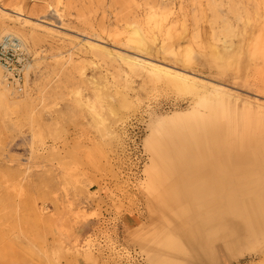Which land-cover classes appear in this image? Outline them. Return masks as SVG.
I'll list each match as a JSON object with an SVG mask.
<instances>
[{
	"label": "rangeland",
	"instance_id": "1",
	"mask_svg": "<svg viewBox=\"0 0 264 264\" xmlns=\"http://www.w3.org/2000/svg\"><path fill=\"white\" fill-rule=\"evenodd\" d=\"M4 27L31 66L7 79L13 99L0 103V264H155L164 240L186 254L176 264H200L161 212L165 187L144 182L148 124L190 114L194 97L121 57L193 72L255 114L264 0H0V38ZM217 250L216 264H264V234Z\"/></svg>",
	"mask_w": 264,
	"mask_h": 264
},
{
	"label": "bare ground",
	"instance_id": "2",
	"mask_svg": "<svg viewBox=\"0 0 264 264\" xmlns=\"http://www.w3.org/2000/svg\"><path fill=\"white\" fill-rule=\"evenodd\" d=\"M12 32L8 27L2 29L4 35ZM258 43L263 50L260 40ZM89 48L101 57L111 56L101 46ZM121 60L129 71L161 80L194 97L190 114L168 126L163 120L150 122L144 140L150 155L144 182L148 189L159 184L165 187L158 197L161 212L170 214V222L166 219L169 225H179L192 258L216 264L217 248L230 255L263 235L264 107H258L255 114L249 108L240 112L226 88L211 86L210 80L193 72L136 58ZM30 66L25 64L23 75ZM8 78L0 66V103L13 99L14 91L5 84ZM64 225L68 227L69 221ZM216 242H221V248H215ZM150 251L155 264H176L186 256L181 245L172 240L157 242Z\"/></svg>",
	"mask_w": 264,
	"mask_h": 264
},
{
	"label": "built area",
	"instance_id": "3",
	"mask_svg": "<svg viewBox=\"0 0 264 264\" xmlns=\"http://www.w3.org/2000/svg\"><path fill=\"white\" fill-rule=\"evenodd\" d=\"M0 65L10 79H22L25 59L21 43L13 35L5 34L0 38Z\"/></svg>",
	"mask_w": 264,
	"mask_h": 264
},
{
	"label": "crops",
	"instance_id": "4",
	"mask_svg": "<svg viewBox=\"0 0 264 264\" xmlns=\"http://www.w3.org/2000/svg\"><path fill=\"white\" fill-rule=\"evenodd\" d=\"M127 224H129V225H133V223L130 222V221L127 222ZM87 228H88L87 225H83V224L77 225V227H75V228L73 229V233L76 234V235L84 234V233H86V229H87Z\"/></svg>",
	"mask_w": 264,
	"mask_h": 264
}]
</instances>
